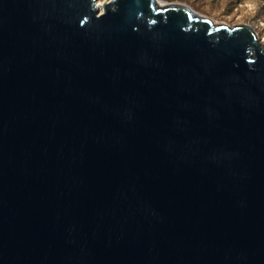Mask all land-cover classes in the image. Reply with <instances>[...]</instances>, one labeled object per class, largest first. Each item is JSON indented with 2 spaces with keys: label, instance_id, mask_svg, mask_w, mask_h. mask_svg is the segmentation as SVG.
I'll list each match as a JSON object with an SVG mask.
<instances>
[{
  "label": "water",
  "instance_id": "obj_1",
  "mask_svg": "<svg viewBox=\"0 0 264 264\" xmlns=\"http://www.w3.org/2000/svg\"><path fill=\"white\" fill-rule=\"evenodd\" d=\"M99 7L0 0V264H264L257 33Z\"/></svg>",
  "mask_w": 264,
  "mask_h": 264
},
{
  "label": "rangeland",
  "instance_id": "obj_2",
  "mask_svg": "<svg viewBox=\"0 0 264 264\" xmlns=\"http://www.w3.org/2000/svg\"><path fill=\"white\" fill-rule=\"evenodd\" d=\"M112 1V0H108ZM164 4H184L215 23L230 27H252L264 44V0H159Z\"/></svg>",
  "mask_w": 264,
  "mask_h": 264
},
{
  "label": "bare ground",
  "instance_id": "obj_3",
  "mask_svg": "<svg viewBox=\"0 0 264 264\" xmlns=\"http://www.w3.org/2000/svg\"><path fill=\"white\" fill-rule=\"evenodd\" d=\"M107 2H109V1L108 0H97V6L99 7V5H100L99 8H100L101 12L104 11V4ZM161 3L164 4L163 2H161Z\"/></svg>",
  "mask_w": 264,
  "mask_h": 264
}]
</instances>
